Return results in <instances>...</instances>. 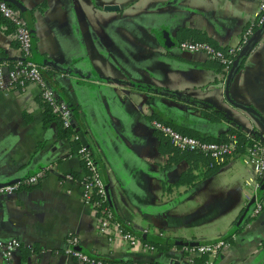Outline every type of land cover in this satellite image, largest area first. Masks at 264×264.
<instances>
[{"label": "crops", "instance_id": "1", "mask_svg": "<svg viewBox=\"0 0 264 264\" xmlns=\"http://www.w3.org/2000/svg\"><path fill=\"white\" fill-rule=\"evenodd\" d=\"M18 1L33 31V58L70 104L71 125L99 165L115 216L141 241L158 232L180 243L225 238L216 254L204 255L211 264L262 263L264 205L256 214L246 205L264 181L243 152L221 161L175 154L151 126L157 118L210 138L228 134L229 127H250L264 140V29L254 30L233 69L232 101L225 95L228 71L209 65L202 52L178 48L191 38L237 47L259 0ZM39 3L43 9L35 7ZM11 29L0 18V63H12L19 53ZM206 106L224 117L211 119ZM43 110L34 82L0 89V182L46 167L35 185L0 196V237L22 243L13 252L15 264H84L64 251L71 233L79 249L114 264H199L177 246L149 250L99 232L79 183L63 177L82 171L80 157L57 136L56 122L42 125ZM186 170L191 181L177 183Z\"/></svg>", "mask_w": 264, "mask_h": 264}, {"label": "built area", "instance_id": "2", "mask_svg": "<svg viewBox=\"0 0 264 264\" xmlns=\"http://www.w3.org/2000/svg\"><path fill=\"white\" fill-rule=\"evenodd\" d=\"M0 13L12 23L14 27L13 36L19 50L18 55L12 63H0V89L23 87L28 82L36 83L42 101L50 106L52 111L59 114L63 125H71L72 108L70 104L57 88L48 82L44 66L37 63L33 58L32 34L25 17L17 7L5 0H0ZM256 27H264V0H259L258 10L251 22L243 28L237 47L223 49L205 40L182 39L178 42V48L183 51L202 52L209 59H218L223 63L225 71H229L234 61L231 55L246 47L251 41L254 28ZM151 126L180 150L200 152L218 161L238 153L236 139L233 134L227 136L224 140L204 139L181 132L173 125L157 118L151 120ZM244 133L249 139V143L245 151H243L244 160L250 166L252 173L258 179L264 181V140L261 137H257L250 127L244 129ZM79 152L83 156L84 168L78 175L67 172L63 174V177L65 179L76 180L79 183L81 197L86 203L92 205L97 215L98 231L101 233L117 234L131 246L136 247L143 244L145 248L155 250L156 246L153 243L141 241L139 236L128 228L127 222L115 216L113 208L109 203L107 186L101 176L98 163L85 146L82 145L79 148ZM45 174L46 167H41L23 179L2 184L0 185V196H7L23 186L35 185ZM263 205L264 183L261 184L259 195H254L253 202L250 205L251 213H258ZM143 232L145 233L146 230ZM157 236L163 237V233L158 232ZM78 241L79 239L76 234L71 233L66 237L64 251L69 256L84 264H114L103 260L97 255L79 249L77 246ZM227 243L228 241L225 238L219 237L215 240L199 244H182L178 248L191 263L199 258V264H211V259L204 257V255L216 254ZM21 245V241L16 237H0V255L4 264H15L12 259L13 252ZM119 264L128 263L122 262ZM144 264L157 263L148 261ZM260 264H264V261Z\"/></svg>", "mask_w": 264, "mask_h": 264}, {"label": "trees", "instance_id": "3", "mask_svg": "<svg viewBox=\"0 0 264 264\" xmlns=\"http://www.w3.org/2000/svg\"><path fill=\"white\" fill-rule=\"evenodd\" d=\"M5 1L8 2L9 4L15 6L11 2H9L7 0H5ZM35 7L43 9L44 8V3L36 4ZM0 18H2L5 22H7L10 25V28H12L11 30H13L14 27H13L12 23L7 18H5L1 13H0ZM257 28H260V27H256L254 29L256 30ZM262 29H264V27ZM191 39H198V40L208 41L206 39H199V38H191ZM251 44H252V41H250L246 45V47H244L243 49L241 48L240 50H238L236 54L231 55L233 57V60L237 59V64L240 63L241 60L244 58L243 56L245 54V52H244L245 48H247L248 46H251ZM221 48L226 49L224 47H221ZM207 63L209 65H211V66H214V68L216 70H222L223 72H225L223 63L221 61H219L218 59H209L208 58ZM203 109H205L206 114L209 115L211 119H221V118L224 117V114H223V112L221 110L210 108V106H206ZM52 122H56L58 124L57 136L58 137H62V138H66L69 141V150H68V152L72 153V154H77L80 157V161H81V165H82V169H83L84 168L83 156L79 152V148L82 146V144L80 143V140L77 137V129H76V127H74L73 125H69V126L63 125L61 120H60L59 114L54 112V111H52L51 107L48 106L46 103H44V110H43V116H42V125L44 127H47ZM164 122H166V121H164ZM175 128H177V127H175ZM177 129L180 130L181 132H184L183 130H181L179 128H177ZM227 130H228V134H226L224 136H221V137H216V138H210V137H207V136H205V137L204 136L203 137L202 136H197V137L204 138V139H209V140H222V139L224 140V139L227 138V136L233 134L235 139H236V143H237V151L238 152L245 151V148H246V146L249 143V139L245 135L244 129H241L240 127H229ZM253 132H254V134L257 137H260L255 131H253ZM185 133H188V132H185ZM189 134H192V133H189ZM192 135H194V134H192ZM166 140H167L166 143H168V145L170 146L171 150L174 151L175 154L182 153V154L186 155V154H190V153H198V154H202V155H204V156H206L208 158H211L210 156L205 155V154L200 153V152L180 150V149L176 148L167 138H166ZM78 174L74 173V175H78ZM188 174H189V170H186L183 173L182 177L179 178L176 182L178 183L180 181H185V180L187 182H190L191 178H189L190 176H188ZM143 240H145L147 242H150V243H153L155 246H157L158 249H167V248H169L171 246L179 247L182 244H188V243L176 242V241H173V240L168 239L166 237H159V236L145 237V238H143Z\"/></svg>", "mask_w": 264, "mask_h": 264}, {"label": "water", "instance_id": "4", "mask_svg": "<svg viewBox=\"0 0 264 264\" xmlns=\"http://www.w3.org/2000/svg\"><path fill=\"white\" fill-rule=\"evenodd\" d=\"M7 1H9V2H11V3H13L15 6H17L21 11H25V6L20 2V1H18V0H7ZM30 32H31V34H32V30H30ZM35 60V59H34ZM37 63H39V64H42L43 62H41V60L40 61H38V60H35ZM237 64V59H235L234 61H233V65L230 67V69H229V71L227 72V75H226V79H225V95H226V97L230 100V101H232V99L230 98V96H229V91H228V86H229V80H230V78H231V75H232V72H233V69H234V67H235V65ZM17 179H13V180H10V181H4V182H0V185H2V184H6V183H9V182H13V181H16ZM253 199H254V196L249 200V202L247 203V205H246V209H248L249 208V206L252 204V202H253ZM199 243H204V242H191V243H189V244H199Z\"/></svg>", "mask_w": 264, "mask_h": 264}]
</instances>
